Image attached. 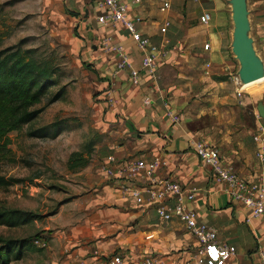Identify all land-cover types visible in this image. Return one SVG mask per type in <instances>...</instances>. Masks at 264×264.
Here are the masks:
<instances>
[{"label": "crops", "instance_id": "crops-1", "mask_svg": "<svg viewBox=\"0 0 264 264\" xmlns=\"http://www.w3.org/2000/svg\"><path fill=\"white\" fill-rule=\"evenodd\" d=\"M229 1L121 0L128 18L163 54L155 80L145 76L134 86L127 72L113 76L115 58L104 48L106 39L121 44L133 67L139 68L141 52L128 34L119 25L99 23L97 16L103 11L93 0H65L71 9L68 15L82 19L78 23L87 34L89 29L95 32L93 44L79 45L82 63L98 78L101 96L111 91L114 101L105 119L118 127L125 142L111 143L97 156V169L88 176L93 189L74 204L80 224L52 235L51 264H101L113 255L125 264L150 256L174 264L195 252V240L179 221L158 219L156 203L143 192L145 184L106 177L102 166L110 156L121 165L130 157L163 158L166 166L156 177L194 191L188 206L197 212L198 221L214 227L221 243L236 248L225 264H264V214L249 219V209L229 197L226 186L192 151V143L201 141L215 148L223 165L239 177L264 184V161L256 157L264 124L256 107L259 102L264 106V82L260 92L253 93L235 80L239 65L231 52ZM253 1L252 39L264 65V0ZM204 14L208 20L201 23ZM81 27L76 23L79 33ZM167 108L179 114L178 124L167 121ZM123 187L141 191L143 202H136Z\"/></svg>", "mask_w": 264, "mask_h": 264}, {"label": "rangeland", "instance_id": "rangeland-1", "mask_svg": "<svg viewBox=\"0 0 264 264\" xmlns=\"http://www.w3.org/2000/svg\"><path fill=\"white\" fill-rule=\"evenodd\" d=\"M0 6L3 47L24 40L23 48L34 50L37 61L58 69V86L35 106L45 107L44 111L32 123L9 135L11 154L0 159V175L25 179L22 184L0 188V208L40 215L39 219L16 228L0 226L3 238H28L34 242L31 250L11 264H51L52 235L80 224V210L74 204L79 205L81 198L93 189L88 176L97 169V156L111 143H122L124 137L119 136L116 125L106 121L108 105L97 91L98 78L82 63L79 45L93 44L95 32L89 29L87 34L78 23L82 19L68 15L71 9L65 0H0ZM255 8L254 1L248 0L250 20ZM76 23L81 27L80 33ZM252 34L251 30V37ZM263 82L243 89L259 93ZM63 86V97L47 106L48 98ZM30 130L47 136L30 137ZM88 146L89 164L70 171V154L86 155ZM36 240L46 246L35 245Z\"/></svg>", "mask_w": 264, "mask_h": 264}, {"label": "built area", "instance_id": "built-area-1", "mask_svg": "<svg viewBox=\"0 0 264 264\" xmlns=\"http://www.w3.org/2000/svg\"><path fill=\"white\" fill-rule=\"evenodd\" d=\"M93 2L99 10L103 11L97 16V21L101 24L119 25L141 52L140 66L135 68L130 62L126 49L121 44L111 43L109 39H106L104 48L115 58L113 76L127 72L130 83L134 86L138 85L145 76L155 80L159 59L163 57L160 47L152 44L150 39L137 28V24L128 18L126 6L121 0H93ZM163 7L167 8L168 5L164 4ZM207 20V14L200 17L201 23H206ZM203 49L207 50L208 45L205 44ZM235 80L240 84L238 77ZM104 100L107 105L113 104L111 91L105 93ZM165 117L172 125L180 121L179 114L171 108L166 109ZM259 133L261 146L256 157L264 161V124L260 126ZM192 151L203 165L210 168L216 181L226 186L229 197L249 209V219H259L263 216L264 184L262 181L248 182L239 177L231 168L223 165L220 154L215 148L201 141L192 143ZM164 166L166 161L160 157L130 158L121 165V160L110 156L102 169L108 178L145 184L143 192L150 202L156 203L155 213L158 219L162 222L176 219L193 237L197 244L195 252L174 264H225L234 257L236 248L221 243L214 227L198 221L197 212L188 206L194 201V191L184 190L181 184L174 180L156 177ZM123 191L133 197L136 202H143L142 192L138 189L123 187ZM35 245L46 246L42 241H35ZM260 259L264 263V246L260 251ZM101 264H125V262L121 256L113 255L105 258ZM131 264L164 263L159 258L150 256L138 259Z\"/></svg>", "mask_w": 264, "mask_h": 264}, {"label": "trees", "instance_id": "trees-1", "mask_svg": "<svg viewBox=\"0 0 264 264\" xmlns=\"http://www.w3.org/2000/svg\"><path fill=\"white\" fill-rule=\"evenodd\" d=\"M2 6H0V14ZM0 34V159L11 154L9 135L32 123L45 109L35 108L49 91L58 86V69L48 62L35 59L34 50L24 49V40L15 45L3 47ZM64 95V86L47 100V106L57 102ZM30 137L47 136L38 130H30ZM89 148V146H88ZM90 148L86 155L73 152L68 158V169L78 171L89 164ZM25 179L0 175V188L19 185ZM40 215L17 209L0 208V226L16 228L39 219ZM37 241V240H36ZM30 239H12L0 236V264L18 261L23 254L34 247Z\"/></svg>", "mask_w": 264, "mask_h": 264}, {"label": "water", "instance_id": "water-1", "mask_svg": "<svg viewBox=\"0 0 264 264\" xmlns=\"http://www.w3.org/2000/svg\"><path fill=\"white\" fill-rule=\"evenodd\" d=\"M229 5L233 25L231 52L239 65L238 80L242 85L259 81L264 78V65L250 36L248 0H230ZM256 111L264 123V106L261 102L258 103Z\"/></svg>", "mask_w": 264, "mask_h": 264}, {"label": "bare ground", "instance_id": "bare-ground-1", "mask_svg": "<svg viewBox=\"0 0 264 264\" xmlns=\"http://www.w3.org/2000/svg\"><path fill=\"white\" fill-rule=\"evenodd\" d=\"M261 81H264V78L261 79V80H259V81H255V82H252V83H249V84H245V85H242V84H241V87H242V89H243V88H247V87L252 86V85H254V84H256V83H259V82H261Z\"/></svg>", "mask_w": 264, "mask_h": 264}]
</instances>
